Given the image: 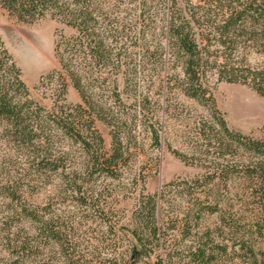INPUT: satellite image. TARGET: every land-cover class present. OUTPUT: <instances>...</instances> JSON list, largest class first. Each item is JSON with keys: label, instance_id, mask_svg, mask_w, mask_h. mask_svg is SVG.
<instances>
[{"label": "trees", "instance_id": "obj_1", "mask_svg": "<svg viewBox=\"0 0 264 264\" xmlns=\"http://www.w3.org/2000/svg\"><path fill=\"white\" fill-rule=\"evenodd\" d=\"M0 8L25 23L49 14L75 30L69 36L59 34L54 46L58 68L41 76V81L47 79L55 86L51 110L30 96L0 38L1 137L26 164L25 177L40 181L48 171L56 173V190H71L79 204L92 208L112 230L110 219L104 217L106 211L94 207L96 193L90 184L100 175H117L128 152L124 139L134 115L147 112L155 117V109L149 107L150 93L140 88L147 83V79L142 80L146 75L138 74L136 64L122 72V25L109 16L106 0H0ZM161 31L163 41H157L152 50L145 45L143 59L152 56L163 66L169 61L167 55L174 57L183 76L180 90L207 105L219 125L218 129L209 126L202 130L206 152L213 148L212 153L222 160L211 161L212 169L191 181L194 191L189 194H194L192 199L200 204L197 188H208L214 179L238 171V194L243 206H250L245 210L247 215L238 219L225 217L222 212L220 225L198 232L192 231L193 220L203 211L217 210L219 195H214L215 207L209 202L195 209L192 216L186 212L170 224L162 214L165 195L141 191L128 225L121 229L131 241L124 263L135 264L140 254L149 257L152 252L150 264H264V138L230 129L206 85L207 73L211 72L219 81L245 84L264 97V59L256 63L249 59L252 53L264 58V49H260L264 47V0H198L197 5L188 4L185 11L172 0ZM122 82L140 88L134 97L139 111L132 116L112 106L122 102ZM69 83L80 98L75 104L65 99ZM96 121L110 128L108 154L103 152L104 140ZM157 122H150L155 145H159ZM228 154L243 159L229 164ZM9 180L0 187L11 212L0 226L2 264H94L86 256L97 249L93 247L89 253L91 245L80 238L74 218L67 216L62 221L55 213H45L49 204L27 205L24 198L21 200V182ZM200 194L209 197V192ZM14 202L16 206H12ZM173 229H177L178 239L172 235Z\"/></svg>", "mask_w": 264, "mask_h": 264}, {"label": "rangeland", "instance_id": "obj_2", "mask_svg": "<svg viewBox=\"0 0 264 264\" xmlns=\"http://www.w3.org/2000/svg\"><path fill=\"white\" fill-rule=\"evenodd\" d=\"M106 1L109 3V16L116 17L122 25V72L136 64L138 74L146 75L142 80L147 79V83L140 88L144 93L148 92L151 95L149 107L155 109L154 119L158 121L156 126L159 128V145H155L150 131V122L154 119L147 112L144 116L134 115L139 111V105L135 104L134 97L138 95L140 88L135 89L132 84L125 86L122 82L119 86L122 102L112 106L122 111L123 115H134L135 118L129 125V135L124 139L128 146L125 162L120 164L115 177L100 175L90 184L96 193L94 205L97 203L98 206L94 207L106 211L104 217L110 219L112 230L107 227L109 224L105 223L106 220L92 211V208L79 204L76 196H71V190L61 189V192L56 190L59 183V176L56 173L48 171L40 181H30L28 176L25 177L27 172L23 167L26 164L14 154L13 149L9 148L1 135L0 187L6 185L9 179L18 180L24 190L21 200L24 198L27 205L49 204L45 213H55L62 221L64 219L66 221L67 216L74 218L80 238L87 239L91 245L89 253L93 251V247L97 249L94 254L86 256L93 259L94 264H125L123 258L131 241L121 229L128 225L135 199L141 191L158 194L162 192L165 195L166 201H161L164 210L162 214L167 215L166 219L168 218L170 224L176 217L180 219L186 212L191 215L195 209L209 202L215 207L214 201L219 195L217 210L203 211L197 220L192 218L194 219L192 231L198 232L220 225L222 212L225 217L231 219L247 215L245 210L250 205L243 206L241 196L238 194L240 182L238 171H233L227 177L214 179L208 185L210 189L206 186L197 188L199 192L195 193L202 201L200 204L192 199L194 194H189L190 191H194L190 186L191 181L210 171L211 161H221L222 158H217V155L212 153L213 148L206 152V140L202 129L209 126L218 129L219 125L207 105L187 97L180 90L179 79L183 77L180 64L169 55H167L169 61L163 66L152 56L143 59L145 45L152 50L157 41H163L161 29L165 16L172 6V0ZM175 2L176 7L183 11L188 4H198V0ZM74 32V29L49 14L31 23H25L0 8V38L19 68L20 77L26 84L30 96L47 110H51L54 104L55 86L47 79L41 81V76L58 68L54 46L59 34L69 36ZM249 59L256 63L264 58L263 54L252 53ZM139 78L138 81H141ZM206 85L216 108L230 129L251 137L264 138V97L245 84L219 81L211 72L207 73ZM65 99L71 104L80 101L77 91L70 83ZM95 125L104 140L103 152L108 154L112 141L110 128L99 121H96ZM78 155L76 151L75 159ZM226 159L227 163L231 164L238 163L239 159L243 158L228 154ZM203 192H209V197L200 196ZM7 202L8 200L0 194V226L5 215L11 213L6 207ZM12 206H16V202ZM171 233L178 239L177 229L171 230ZM3 255L4 253L0 251V264L3 263L1 258ZM153 259L152 252L149 257L140 254L135 264H150ZM53 264L59 262L54 261Z\"/></svg>", "mask_w": 264, "mask_h": 264}]
</instances>
